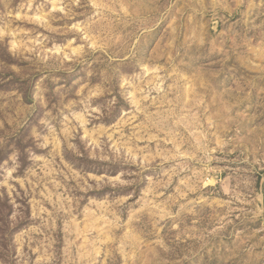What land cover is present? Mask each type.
I'll return each mask as SVG.
<instances>
[{
  "label": "rangeland",
  "instance_id": "obj_1",
  "mask_svg": "<svg viewBox=\"0 0 264 264\" xmlns=\"http://www.w3.org/2000/svg\"><path fill=\"white\" fill-rule=\"evenodd\" d=\"M0 264H264V0H0Z\"/></svg>",
  "mask_w": 264,
  "mask_h": 264
}]
</instances>
